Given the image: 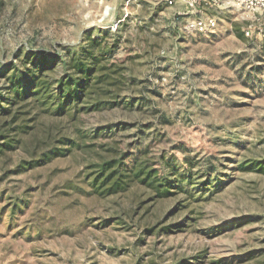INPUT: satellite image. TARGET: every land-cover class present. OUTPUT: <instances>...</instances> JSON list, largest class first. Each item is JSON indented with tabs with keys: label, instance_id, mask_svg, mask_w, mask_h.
Returning a JSON list of instances; mask_svg holds the SVG:
<instances>
[{
	"label": "rangeland",
	"instance_id": "374dc122",
	"mask_svg": "<svg viewBox=\"0 0 264 264\" xmlns=\"http://www.w3.org/2000/svg\"><path fill=\"white\" fill-rule=\"evenodd\" d=\"M207 18L208 30L190 27ZM93 39L109 62L123 58L133 102L86 127L132 123L114 135L127 141L143 128L182 182L160 196L142 184L101 194L88 174L102 147L31 168L11 150L0 159V264H264L260 14L236 0H0V85L27 55L61 58Z\"/></svg>",
	"mask_w": 264,
	"mask_h": 264
},
{
	"label": "trees",
	"instance_id": "16d2710c",
	"mask_svg": "<svg viewBox=\"0 0 264 264\" xmlns=\"http://www.w3.org/2000/svg\"><path fill=\"white\" fill-rule=\"evenodd\" d=\"M89 44L61 58L43 53L37 60L27 55L25 68L12 66V73L3 75L0 159L19 149V166L31 168L67 155L74 148L98 146L104 152L96 150L97 159L90 164L88 177L101 194L125 191L135 184L151 187L157 196L170 193L182 180L171 179L175 167L165 156L160 155L159 160L149 153L152 142L143 143L147 136L143 128L138 127L127 141L114 135L128 130L132 123L120 120L86 127L92 114L123 109L133 102L122 94L123 87L130 83L120 64L123 58L109 62L103 49L99 54L89 49L100 47L98 39ZM102 135L113 137V142L97 143ZM149 156L157 159L151 161Z\"/></svg>",
	"mask_w": 264,
	"mask_h": 264
},
{
	"label": "built area",
	"instance_id": "2783aa9c",
	"mask_svg": "<svg viewBox=\"0 0 264 264\" xmlns=\"http://www.w3.org/2000/svg\"><path fill=\"white\" fill-rule=\"evenodd\" d=\"M190 5L194 8L199 6H215L221 7L227 4L228 1L233 0H188ZM240 5L251 12H258L260 19L264 23V0H236ZM214 25V19L207 18L205 21H193L190 24L192 29L199 31H206ZM250 30H248V33Z\"/></svg>",
	"mask_w": 264,
	"mask_h": 264
}]
</instances>
